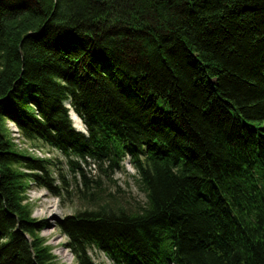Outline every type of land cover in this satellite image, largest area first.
Returning a JSON list of instances; mask_svg holds the SVG:
<instances>
[{
  "label": "trees",
  "instance_id": "16d2710c",
  "mask_svg": "<svg viewBox=\"0 0 264 264\" xmlns=\"http://www.w3.org/2000/svg\"><path fill=\"white\" fill-rule=\"evenodd\" d=\"M126 157L142 203L103 187ZM28 182H75L74 264H264V0H0V264H56Z\"/></svg>",
  "mask_w": 264,
  "mask_h": 264
},
{
  "label": "rangeland",
  "instance_id": "374dc122",
  "mask_svg": "<svg viewBox=\"0 0 264 264\" xmlns=\"http://www.w3.org/2000/svg\"><path fill=\"white\" fill-rule=\"evenodd\" d=\"M71 120L75 129L85 132L84 124L80 118L71 111ZM12 123V124H11ZM6 128L9 132V137L14 145V148L20 152H26L30 155H38L41 158L55 159L58 161V167L67 175L66 179L70 180L65 166L63 155L57 150L44 145L42 143L30 142L22 135H18L16 124L13 121L6 120ZM41 147V148H37ZM37 149L34 150L33 148ZM39 150L41 152H39ZM122 168L116 169L109 177L102 176L103 187L117 195L120 202H139L142 203L145 199L144 192L138 187L136 182V172L134 167L129 162L128 157L122 161ZM86 167L87 175L90 177L97 176V171L91 165ZM57 176V175H54ZM78 187L81 188L79 182ZM75 182H72L69 189L70 193H63L60 196H55L45 188L36 186L33 182H28L26 188L25 202L31 207V215L37 219L46 220L47 226L43 228L40 235L45 238V243L50 245L51 253L54 255L56 264H74L75 258L72 252L65 245L67 236L60 230L58 220L65 215L72 214L77 210L84 208V202L74 192ZM73 187V188H72ZM90 256L97 264H114L103 252L97 249L89 250Z\"/></svg>",
  "mask_w": 264,
  "mask_h": 264
},
{
  "label": "bare ground",
  "instance_id": "6f19581e",
  "mask_svg": "<svg viewBox=\"0 0 264 264\" xmlns=\"http://www.w3.org/2000/svg\"><path fill=\"white\" fill-rule=\"evenodd\" d=\"M74 115H76L75 113H74ZM71 117V116H70ZM12 124V123H11ZM16 131H17V129H15ZM18 133V132H17ZM19 135V134H18ZM33 148V147H32ZM34 150H37V149H35V148H33ZM39 152H41L40 150H39ZM36 156H38V155H36Z\"/></svg>",
  "mask_w": 264,
  "mask_h": 264
}]
</instances>
